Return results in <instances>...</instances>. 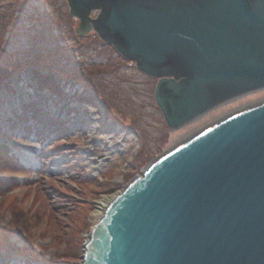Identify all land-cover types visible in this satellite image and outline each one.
Instances as JSON below:
<instances>
[{
  "label": "water",
  "instance_id": "water-1",
  "mask_svg": "<svg viewBox=\"0 0 264 264\" xmlns=\"http://www.w3.org/2000/svg\"><path fill=\"white\" fill-rule=\"evenodd\" d=\"M66 2L78 34L156 79L169 130L264 89V0ZM80 264H264V101L151 161L105 207Z\"/></svg>",
  "mask_w": 264,
  "mask_h": 264
},
{
  "label": "rangeland",
  "instance_id": "rangeland-1",
  "mask_svg": "<svg viewBox=\"0 0 264 264\" xmlns=\"http://www.w3.org/2000/svg\"><path fill=\"white\" fill-rule=\"evenodd\" d=\"M78 26L66 0H0V67L15 71L0 83V144L19 161L0 168L10 182L0 187V264H80L101 196L114 197L183 138L264 100L263 89L169 130L156 79ZM34 74L53 79L62 100ZM29 101L43 111L33 129L21 107Z\"/></svg>",
  "mask_w": 264,
  "mask_h": 264
},
{
  "label": "trees",
  "instance_id": "trees-1",
  "mask_svg": "<svg viewBox=\"0 0 264 264\" xmlns=\"http://www.w3.org/2000/svg\"><path fill=\"white\" fill-rule=\"evenodd\" d=\"M12 55L15 56V53H13ZM31 64H35V65H41L40 63H37L35 61H32L30 62ZM15 71H12L11 69L9 70V68L6 67V69H1L0 67V83H4V81H6V79L8 77H10ZM34 76L38 79L39 83L41 86H46L47 88H49L52 92L56 93L60 100H62L63 98V93L61 92L60 89H58L59 87H57L53 81V79L51 80H45V77L43 75H40V74H34ZM7 89L9 90H12V87L10 86H7ZM86 100V99H85ZM65 105V104H64ZM63 105V106H64ZM29 110V113H31V116H29V118H25L24 120H29L30 117L33 121V124H29L27 125V127H29L30 129L32 128H35L37 125H39L40 121H39V116H40V113H42L43 111L38 109L37 105H35V103L32 101H29V103L27 104H24L22 106V110ZM69 109V108H68ZM66 110V111H69V110ZM46 121L42 122L43 124L45 123ZM14 123H12V126H13ZM47 129V127H45ZM55 131H52L51 130V135L52 133L54 134ZM51 139V138H50ZM48 140V141H51V140ZM54 151H58V149H55ZM19 161L17 159V157L15 156V154H11L10 150L7 149L4 145L0 144V168L4 169L6 167H13L15 168L16 165H18ZM7 180L3 179L1 176H0V187L1 186H5L6 184L10 183L8 182ZM42 206V205H41Z\"/></svg>",
  "mask_w": 264,
  "mask_h": 264
},
{
  "label": "bare ground",
  "instance_id": "bare-ground-1",
  "mask_svg": "<svg viewBox=\"0 0 264 264\" xmlns=\"http://www.w3.org/2000/svg\"><path fill=\"white\" fill-rule=\"evenodd\" d=\"M261 101H264V100H261ZM260 101V102H261ZM246 107V106H245ZM245 107H243V108H245ZM237 111H239V110H236L235 112H233V113H236ZM233 113H230V114H233ZM205 115V114H204ZM229 115V114H228ZM202 117V116H201ZM200 117V118H201ZM223 118V117H222ZM221 118V119H222ZM199 119V118H198ZM197 120V119H196ZM195 120V121H196ZM194 122V121H193ZM192 123V122H191ZM113 199V196H101L100 198H99V200L98 201H96L95 202V209H94V211H93V215L95 216V217H98V218H100L101 216H102V214H103V211H104V209H105V207L109 204V202L111 201Z\"/></svg>",
  "mask_w": 264,
  "mask_h": 264
}]
</instances>
